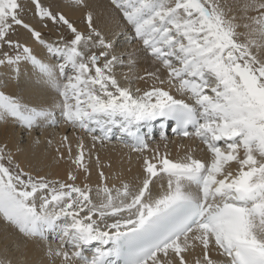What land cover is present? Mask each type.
<instances>
[{"label":"snow or ice","instance_id":"snow-or-ice-1","mask_svg":"<svg viewBox=\"0 0 264 264\" xmlns=\"http://www.w3.org/2000/svg\"><path fill=\"white\" fill-rule=\"evenodd\" d=\"M30 3L35 17L66 26L71 38L45 40L25 21V0H0V89L30 66L47 93L31 104L0 90V121L28 132L64 122L85 132L93 149L116 128L139 153L143 175L109 187L100 171L95 188L76 184L73 171L72 182L50 180L24 171L0 145V220L25 241L43 242L62 264H264V0H110L113 12L103 17L88 0H71L87 10L86 32L42 0ZM17 26L47 55L12 39ZM120 35L128 45L141 42L158 67L138 75L137 50H116ZM117 66L128 68L129 83L148 77L158 86L134 94ZM158 119L162 139L171 121L174 134L204 147L177 158L158 148L148 155L141 128L150 134ZM65 145L75 169L90 175L83 138L74 156L67 135Z\"/></svg>","mask_w":264,"mask_h":264},{"label":"bare ground","instance_id":"bare-ground-1","mask_svg":"<svg viewBox=\"0 0 264 264\" xmlns=\"http://www.w3.org/2000/svg\"><path fill=\"white\" fill-rule=\"evenodd\" d=\"M26 7L29 12H25V21L34 26L43 35V38L49 42L57 41L61 35L56 33L54 23L46 21L47 26L34 16V8L32 7L30 0H26ZM47 6L51 7L52 11L62 13L74 26L81 32L87 31V23L85 20L86 9L82 7L74 6L71 0H42ZM91 8L98 13L101 17L110 16L113 12V8L110 4V0H88ZM235 9V3L233 4ZM255 13H250L254 15ZM120 23L127 28L130 35L134 36L131 27L126 25V22L120 18ZM115 30V25H112ZM242 31V29H241ZM49 34V35H47ZM21 43L30 46L35 54L38 56H46V50L43 49L22 27L16 29L15 35L11 37ZM54 38V39H53ZM109 38H112L109 35ZM143 48L141 42L133 40L131 45H128L124 35L116 37V50L117 52L137 50V66L136 73L140 76L145 75V71H154L158 65H154L152 59L145 53L140 51ZM117 79L122 86H130L134 94L137 88L140 89V93L149 90L154 84L158 82L152 78L145 77L144 80H132L129 83L125 80L124 74L128 72L126 66H117L115 68ZM162 76H166V73L161 71ZM168 88V85H165ZM8 94L20 95L24 100L31 104L41 102L46 98L45 86L41 84L34 75L30 72L29 68L17 77L16 80H12L8 83L7 87L0 89ZM171 94L179 97V94L172 89ZM59 117V113H57ZM160 123L158 119L152 122L151 131L149 134L148 127H142L141 132L148 134L149 140V152L151 150L159 149L161 153L167 151L172 158L182 156L188 147L203 148L204 146L194 139H180L176 134L171 132V128L174 126V122L169 121L168 126L163 129L167 139H162L160 132ZM67 135L72 146L73 156L76 154V144L79 138H83L87 147L92 149V157L89 161L90 175H87L83 171H78L75 166L68 159L67 145L61 147V138ZM122 134L118 129L114 128L111 134V139L104 144L97 143L93 149V141L82 130L65 124L64 122L58 123L55 127L45 126L37 127L34 131L28 132L20 127L19 124L8 121H0V145H7L14 155V160L20 165V167L30 172L33 176H45L50 180H59L65 182L68 181V173L73 171L76 175L75 183L83 185L87 182L90 186L95 188L101 184V178L99 172L103 171L107 180L105 183L111 187L113 184L120 186L121 181L129 182L132 185L137 183V177H142V169L140 167L141 160L138 159L139 153L133 152L131 147L122 142ZM123 139H128L123 137ZM51 140V145L48 141ZM36 141H39L38 143ZM17 148L20 151H17ZM63 154L64 159H60L57 152ZM198 156H205L204 152H197ZM99 156L100 167H97L96 157ZM87 159V153H86ZM235 168V164L232 165ZM159 184V181H157ZM95 198V197H94ZM111 222V221H109ZM46 245L43 242L25 241V239L19 234V232L13 229L11 226H6L5 222L0 220V259H9L13 261V264H62V258L53 257L49 258L46 253ZM56 247L55 244L52 245ZM86 254H91V248L86 250ZM200 255V249L191 253L188 256L189 260H194L195 257Z\"/></svg>","mask_w":264,"mask_h":264},{"label":"rangeland","instance_id":"rangeland-1","mask_svg":"<svg viewBox=\"0 0 264 264\" xmlns=\"http://www.w3.org/2000/svg\"><path fill=\"white\" fill-rule=\"evenodd\" d=\"M27 1L25 0V3H26ZM42 3H44L43 1H42ZM45 4V3H44ZM46 5V4H45ZM47 6V5H46ZM26 12H29L28 10L26 11ZM53 12H55V11H53ZM24 16H26L25 14H24ZM24 19H25V17H24ZM48 22V21H47ZM47 22L46 21H44L43 23L44 24H47ZM50 23H53V22H50ZM19 26H17L16 27V29L18 28ZM55 31H56V33H59L60 35H63L66 39H70L71 38V33L67 30V28H66V26H63V25H58V24H56L55 25ZM47 35H49V34H47ZM54 39V38H53Z\"/></svg>","mask_w":264,"mask_h":264}]
</instances>
